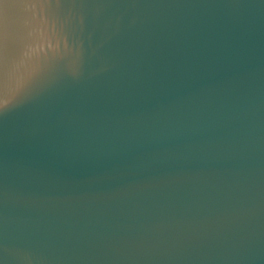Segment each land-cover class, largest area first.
<instances>
[{"label":"water","instance_id":"obj_1","mask_svg":"<svg viewBox=\"0 0 264 264\" xmlns=\"http://www.w3.org/2000/svg\"><path fill=\"white\" fill-rule=\"evenodd\" d=\"M0 264H264V0H0Z\"/></svg>","mask_w":264,"mask_h":264}]
</instances>
